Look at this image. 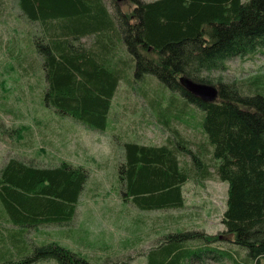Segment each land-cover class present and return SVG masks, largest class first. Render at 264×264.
<instances>
[{
    "label": "trees",
    "instance_id": "obj_1",
    "mask_svg": "<svg viewBox=\"0 0 264 264\" xmlns=\"http://www.w3.org/2000/svg\"><path fill=\"white\" fill-rule=\"evenodd\" d=\"M110 1L114 13L107 0H19L25 17L41 26L35 39L47 81L44 102L105 132L121 81L140 88L142 97L154 95V115L172 137L160 146L124 144V195L145 211L182 208L184 184L210 179L213 169L228 183L221 221L232 238L225 245L239 253L213 246L217 235L184 230L150 248L147 264H264V83L212 76L234 58L264 50V0H133L130 13ZM182 76L216 86L217 99L195 97ZM185 109L202 111L209 156L173 125L187 117ZM185 156L190 163H182ZM87 179L88 172L67 162L42 167L11 157L0 168V264H94L56 242L26 253L30 228L74 220Z\"/></svg>",
    "mask_w": 264,
    "mask_h": 264
},
{
    "label": "rangeland",
    "instance_id": "obj_2",
    "mask_svg": "<svg viewBox=\"0 0 264 264\" xmlns=\"http://www.w3.org/2000/svg\"><path fill=\"white\" fill-rule=\"evenodd\" d=\"M117 3L128 13L135 6L133 0ZM107 4L114 13L113 3L107 0ZM40 35V24L25 17L19 0H0V168L11 157L42 167L67 162L88 172V179L74 220L66 225L30 228L27 238L32 243L26 253L35 246L56 242L91 257L94 264H147L145 254L150 248L164 242L167 235L184 230L217 235L219 241L213 246L239 253L234 246L225 245L232 238L221 221L227 207L228 183L219 180L213 169L210 179H190L184 184L182 208L145 211L126 198L120 182L124 144L160 146L172 137L154 115L151 105L158 99L151 94L142 97L140 88L133 89L121 81L105 132L65 116L44 102L47 81L35 39ZM227 65L226 71L212 76L227 83L254 79L264 83V50L244 59L236 57ZM186 109L187 117L174 120L173 125L192 142L193 150L201 146L209 156L211 147L200 125L203 113ZM181 160L190 163L191 158ZM93 254L100 260L92 258ZM206 263L220 264L212 259ZM35 264L58 263L50 259Z\"/></svg>",
    "mask_w": 264,
    "mask_h": 264
},
{
    "label": "water",
    "instance_id": "obj_3",
    "mask_svg": "<svg viewBox=\"0 0 264 264\" xmlns=\"http://www.w3.org/2000/svg\"><path fill=\"white\" fill-rule=\"evenodd\" d=\"M179 81L189 93L205 102L215 101L218 97L219 90L214 85L197 82L184 76L180 77Z\"/></svg>",
    "mask_w": 264,
    "mask_h": 264
},
{
    "label": "crops",
    "instance_id": "obj_4",
    "mask_svg": "<svg viewBox=\"0 0 264 264\" xmlns=\"http://www.w3.org/2000/svg\"><path fill=\"white\" fill-rule=\"evenodd\" d=\"M76 213H77V210H76ZM75 215H76V214H75ZM38 227H39V226H36V227H34V228L36 229V228H38Z\"/></svg>",
    "mask_w": 264,
    "mask_h": 264
}]
</instances>
